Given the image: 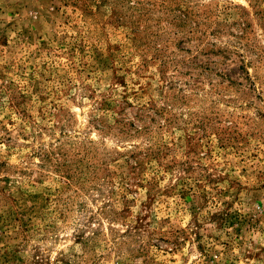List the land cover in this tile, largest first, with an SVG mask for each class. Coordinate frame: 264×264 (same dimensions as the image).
<instances>
[{"label":"rangeland","instance_id":"obj_1","mask_svg":"<svg viewBox=\"0 0 264 264\" xmlns=\"http://www.w3.org/2000/svg\"><path fill=\"white\" fill-rule=\"evenodd\" d=\"M0 264H264V0H0Z\"/></svg>","mask_w":264,"mask_h":264}]
</instances>
